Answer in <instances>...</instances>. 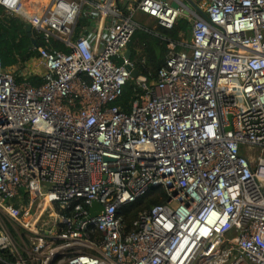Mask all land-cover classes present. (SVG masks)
I'll return each mask as SVG.
<instances>
[{
    "label": "built area",
    "instance_id": "2783aa9c",
    "mask_svg": "<svg viewBox=\"0 0 264 264\" xmlns=\"http://www.w3.org/2000/svg\"><path fill=\"white\" fill-rule=\"evenodd\" d=\"M0 6L46 43L40 75L0 58V264H264V0ZM143 17L191 28L154 81L126 68ZM155 188L128 231L121 210Z\"/></svg>",
    "mask_w": 264,
    "mask_h": 264
},
{
    "label": "trees",
    "instance_id": "16d2710c",
    "mask_svg": "<svg viewBox=\"0 0 264 264\" xmlns=\"http://www.w3.org/2000/svg\"><path fill=\"white\" fill-rule=\"evenodd\" d=\"M84 22L85 20H83L78 31L82 30ZM26 26L27 24L24 21L7 16L4 8L0 6V58L5 68H12L19 62L27 64L29 61L37 59L40 56L39 48L46 47L44 35L34 30L30 36L27 33ZM189 33L190 25L184 19L180 20L172 29L161 27L155 31L139 29L128 48L133 53L132 61L139 70L140 76L154 81L157 78L159 69L164 66L166 58L170 56L171 49L169 45L189 39ZM53 46L65 53H70V50L62 44L53 43ZM29 82L33 86H39L42 83V78H31ZM136 90L135 83L129 82L117 104L122 106V109L129 111L136 98ZM166 201L167 194L165 190L155 188L134 203L125 206L121 210V215L125 220L128 231L134 229V223L142 212L150 210L156 205L164 204Z\"/></svg>",
    "mask_w": 264,
    "mask_h": 264
},
{
    "label": "water",
    "instance_id": "95a60500",
    "mask_svg": "<svg viewBox=\"0 0 264 264\" xmlns=\"http://www.w3.org/2000/svg\"><path fill=\"white\" fill-rule=\"evenodd\" d=\"M195 2H200L201 0H194ZM175 8H178L177 4H173ZM27 33L31 36L33 32V27L30 24H27L26 26ZM0 34H1V28H0ZM133 53L131 49H127L125 52V58L130 61L132 60ZM131 72V77L133 80H136L140 76V72L137 68H132L131 66L126 67ZM231 130V129H230ZM104 212V208L96 201H93L91 204V211H90V219H94L101 215V213Z\"/></svg>",
    "mask_w": 264,
    "mask_h": 264
},
{
    "label": "crops",
    "instance_id": "0c3cea01",
    "mask_svg": "<svg viewBox=\"0 0 264 264\" xmlns=\"http://www.w3.org/2000/svg\"><path fill=\"white\" fill-rule=\"evenodd\" d=\"M142 18V17H141ZM143 22L145 23V24H147L149 27L150 26H152V27H150V29H152L153 31H155V30H158V28L160 27V26H158L156 29H155V27H156V25H155V23H153L150 19H148V18H144L143 17ZM150 24V25H149ZM162 28V27H161ZM95 26H94V28L93 27H89V28H87V30H85V32L87 33V35L88 34H91V33H95ZM34 31V30H33ZM190 33H191V28H190ZM189 33V34H190ZM190 38H191V34H190ZM190 38L189 39H187V40H190ZM19 63H21V62H19ZM18 63V64H19ZM17 64V65H18ZM23 66H24V68L25 69H27V70H30V68H29V65L31 64V65H33V68H36V67H38L37 69L38 70H41V72H44V68H43V66H42V64H40L39 62H35V60H32V61H29L27 64H23V63H21ZM16 65V66H17ZM32 71V70H31ZM35 72V71H34ZM37 73V72H36ZM40 75V74H39Z\"/></svg>",
    "mask_w": 264,
    "mask_h": 264
},
{
    "label": "rangeland",
    "instance_id": "374dc122",
    "mask_svg": "<svg viewBox=\"0 0 264 264\" xmlns=\"http://www.w3.org/2000/svg\"><path fill=\"white\" fill-rule=\"evenodd\" d=\"M184 1H186V0H184ZM153 23H154V21H153ZM150 25V24H149ZM155 25H156V23H155ZM150 27H152V26H150ZM158 26L156 25V27H155V29L157 28ZM29 68H30V70H32V71H35V72H37V73H39V74H41V73H43V72H41V70H38L37 68L38 67H36V68H33V65H29ZM44 70V69H43ZM257 156L258 157H261V156H264V153H262V151L261 150H258L257 151Z\"/></svg>",
    "mask_w": 264,
    "mask_h": 264
}]
</instances>
